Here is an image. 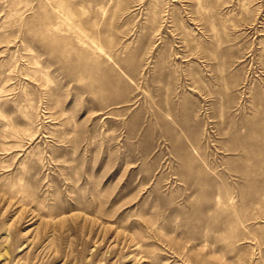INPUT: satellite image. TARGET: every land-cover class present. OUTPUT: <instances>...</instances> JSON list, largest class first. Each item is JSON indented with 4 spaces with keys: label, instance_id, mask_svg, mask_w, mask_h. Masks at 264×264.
Returning a JSON list of instances; mask_svg holds the SVG:
<instances>
[{
    "label": "rangeland",
    "instance_id": "obj_1",
    "mask_svg": "<svg viewBox=\"0 0 264 264\" xmlns=\"http://www.w3.org/2000/svg\"><path fill=\"white\" fill-rule=\"evenodd\" d=\"M0 264H264V0H0Z\"/></svg>",
    "mask_w": 264,
    "mask_h": 264
}]
</instances>
